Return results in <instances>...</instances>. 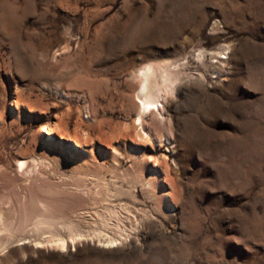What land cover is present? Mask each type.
I'll use <instances>...</instances> for the list:
<instances>
[{"label":"rangeland","instance_id":"obj_1","mask_svg":"<svg viewBox=\"0 0 264 264\" xmlns=\"http://www.w3.org/2000/svg\"><path fill=\"white\" fill-rule=\"evenodd\" d=\"M147 63L178 77L137 121ZM0 243L264 264V0H0Z\"/></svg>","mask_w":264,"mask_h":264},{"label":"bare ground","instance_id":"obj_2","mask_svg":"<svg viewBox=\"0 0 264 264\" xmlns=\"http://www.w3.org/2000/svg\"><path fill=\"white\" fill-rule=\"evenodd\" d=\"M173 73L174 72H169V73L163 74L161 72L159 66L156 64H153V63H147L146 65H143L142 68H139L138 76L140 78V83H139L137 96L139 98L138 107L140 109V113L138 114L137 121H140V114L144 113L145 111H151L152 108L157 109V106H158L157 105V96H159V95L161 96V93L163 92V89L161 92V86L162 85L161 86L159 85V83L157 82V79L160 80L161 83H164V85L167 81H173V83H174L173 79H176L178 76L173 75ZM165 93H166V89H165ZM25 163H26L25 159H21L20 161H18V166L23 168L24 165H26ZM24 238L25 237H23V236L19 237L16 240V243H21V242L27 240ZM54 240H56L60 244V246H63L66 243L65 240L61 237H58V238L56 237V238H54ZM113 240H114L113 237L111 239H108V241H113ZM51 241H53V240H51ZM36 243L37 244H34V246L40 245V244H38V242H36ZM7 246H9V245L7 244Z\"/></svg>","mask_w":264,"mask_h":264}]
</instances>
